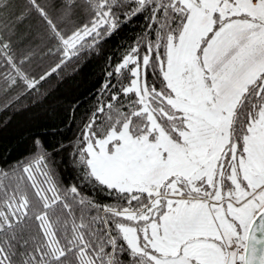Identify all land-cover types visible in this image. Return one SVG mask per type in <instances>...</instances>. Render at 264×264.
<instances>
[{
  "label": "snow or ice",
  "instance_id": "1",
  "mask_svg": "<svg viewBox=\"0 0 264 264\" xmlns=\"http://www.w3.org/2000/svg\"><path fill=\"white\" fill-rule=\"evenodd\" d=\"M86 56L79 135L0 162V264H264V0H0V112Z\"/></svg>",
  "mask_w": 264,
  "mask_h": 264
},
{
  "label": "trees",
  "instance_id": "2",
  "mask_svg": "<svg viewBox=\"0 0 264 264\" xmlns=\"http://www.w3.org/2000/svg\"><path fill=\"white\" fill-rule=\"evenodd\" d=\"M141 24L142 18L137 17L124 25L105 43V55L119 59L123 47L134 43ZM108 67L103 56H86L75 66L70 65L59 79L45 85L47 91L42 89L43 95L33 94L15 108L0 112V162L11 164L24 158L35 136L68 143L79 135L81 118L95 105ZM63 171L65 181L70 180L71 171ZM99 199L106 198L101 195Z\"/></svg>",
  "mask_w": 264,
  "mask_h": 264
}]
</instances>
